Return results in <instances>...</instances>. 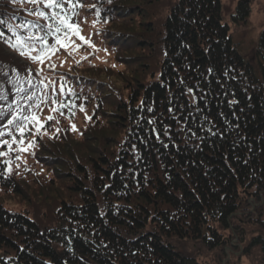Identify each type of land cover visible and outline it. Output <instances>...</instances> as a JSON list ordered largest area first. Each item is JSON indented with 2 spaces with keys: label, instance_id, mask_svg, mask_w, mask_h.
Here are the masks:
<instances>
[{
  "label": "trees",
  "instance_id": "obj_1",
  "mask_svg": "<svg viewBox=\"0 0 264 264\" xmlns=\"http://www.w3.org/2000/svg\"><path fill=\"white\" fill-rule=\"evenodd\" d=\"M82 3L75 19L95 50L61 48L40 65L0 39V131L15 133L4 125L28 103L18 88L39 93L29 78L63 82L75 95L57 99L85 108L69 119L68 109L42 106L47 131L32 129L35 147L14 144L0 157V264H205L175 240L222 256L224 234L250 220V200L264 194V30L261 80L231 40L221 0ZM35 8L0 0V32L46 25L29 15ZM249 12L240 2L232 19ZM261 221L248 247L264 264Z\"/></svg>",
  "mask_w": 264,
  "mask_h": 264
},
{
  "label": "snow or ice",
  "instance_id": "obj_2",
  "mask_svg": "<svg viewBox=\"0 0 264 264\" xmlns=\"http://www.w3.org/2000/svg\"><path fill=\"white\" fill-rule=\"evenodd\" d=\"M15 2L16 0H13V3ZM21 2H25V0H21ZM26 2L36 6L35 10L29 12V15L43 18L47 22L46 25L22 23L18 27L24 30L23 33L15 28L9 29L11 38H5L4 33L0 32V39H3L10 48L19 52L22 57L28 58L33 63L43 65L46 60H50L61 48L65 50L72 48V51H76L86 44L95 50V45L91 42L90 37L82 35V22L75 19V17L79 16V12L76 9L83 7L82 0H26ZM41 5L42 7H40ZM92 7L94 8L95 5ZM95 15L94 25L102 21L99 9L96 10ZM0 23H3V21H0ZM50 37L54 41L52 44L48 42ZM73 37L81 41V44L75 45ZM105 51L107 50L105 49ZM48 67L50 70L55 69V65L51 63L48 64ZM42 72L43 68H40L36 74L41 75ZM29 76H31L30 70ZM27 83L30 88L39 87V93L29 91L23 87L17 89L18 92L24 93L22 99L28 103L23 105L17 103L15 114L4 125L5 128L15 125V133L12 131H0V147L6 148V150L0 151V157L9 156L14 151V144L19 147L20 153L35 147V144L28 139L29 133H31L33 128L35 129V132L32 133L34 135L47 131L45 122H42L38 115L39 112L43 111L42 106H48L49 111L53 113L59 111L60 115H65L64 109H68L67 117L69 119L75 115L74 109L78 108L80 111H85L83 105H76L74 101L57 99L58 96L75 95L71 89L66 88L63 82H60L59 87H57V81L45 77L40 79L38 84H34L31 78L27 80ZM53 119L54 116L49 115L46 121ZM85 119L90 120L91 117L85 113ZM71 128L73 131L76 130L74 124L71 125ZM5 136L10 137L11 140L3 139ZM16 158L19 159V155ZM6 163L9 165L7 170L10 172L11 161H6Z\"/></svg>",
  "mask_w": 264,
  "mask_h": 264
},
{
  "label": "rangeland",
  "instance_id": "obj_3",
  "mask_svg": "<svg viewBox=\"0 0 264 264\" xmlns=\"http://www.w3.org/2000/svg\"><path fill=\"white\" fill-rule=\"evenodd\" d=\"M246 2L249 5L250 12L246 20L234 22L232 16L236 14V7L240 2ZM221 18L222 22L229 27L231 40L236 45L239 53L251 63L255 75L263 79L262 62L256 51L260 34L264 30V0H221ZM79 50V49H78ZM71 55V54H70ZM63 57H59L62 59ZM103 56L99 57L103 61ZM58 59V58H57ZM58 64L57 62L53 61ZM64 68L68 69L71 60L66 58ZM108 63V62H107ZM59 64V65H61ZM11 207H18V201L10 198ZM250 213L252 217L246 220V223L239 225L224 234L226 245L223 248V255H218L204 248L199 242L174 241L177 250L190 258H194L205 264H259L261 255L257 248L248 247L252 238L257 235L259 228L256 225L264 223V194L261 193L257 198L250 200Z\"/></svg>",
  "mask_w": 264,
  "mask_h": 264
}]
</instances>
